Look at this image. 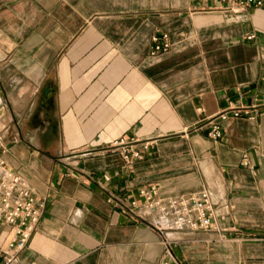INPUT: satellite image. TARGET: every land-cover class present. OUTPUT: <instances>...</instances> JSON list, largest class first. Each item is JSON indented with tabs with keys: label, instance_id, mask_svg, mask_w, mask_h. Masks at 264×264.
<instances>
[{
	"label": "crops",
	"instance_id": "1",
	"mask_svg": "<svg viewBox=\"0 0 264 264\" xmlns=\"http://www.w3.org/2000/svg\"><path fill=\"white\" fill-rule=\"evenodd\" d=\"M212 4L0 0V157L46 207L16 264H159L166 239L183 264H264V9ZM240 107L257 116H218ZM150 185L208 190L218 227L118 205ZM13 234L1 221L0 264Z\"/></svg>",
	"mask_w": 264,
	"mask_h": 264
},
{
	"label": "built area",
	"instance_id": "2",
	"mask_svg": "<svg viewBox=\"0 0 264 264\" xmlns=\"http://www.w3.org/2000/svg\"><path fill=\"white\" fill-rule=\"evenodd\" d=\"M197 2H213L205 11H236L240 8H263L264 0H193ZM250 39L253 36L249 37ZM151 55L166 53L171 49L169 33H162L153 37ZM257 113L251 111L249 107L231 108L221 112L218 116L226 119L229 116L236 118L250 117L255 119ZM195 127L194 129L201 128ZM224 135L219 123L214 122L209 131L212 139H220ZM113 147L119 148L120 153L127 164L134 163L143 158V154L134 147V143L123 140L115 142ZM140 194L144 197L142 202L137 199L121 201L118 205L128 212L143 218L145 211L152 213L170 212L178 217L176 226H182L187 222V217L194 214V221L188 220L191 226L196 229H216L217 218L224 209L223 206L213 201L212 194L208 190L200 193L186 194L183 196L165 197L160 193L156 185L143 186ZM46 211L45 202L40 201L29 184V182L16 171H12L5 161L0 157V222L6 223L14 232L10 242L9 250L3 264H16L20 259V254L26 249L35 232L40 220ZM165 251L159 264H183L176 256L171 243L164 240Z\"/></svg>",
	"mask_w": 264,
	"mask_h": 264
},
{
	"label": "water",
	"instance_id": "3",
	"mask_svg": "<svg viewBox=\"0 0 264 264\" xmlns=\"http://www.w3.org/2000/svg\"><path fill=\"white\" fill-rule=\"evenodd\" d=\"M50 91V88H46L45 89V91H44V93H45V98H47L48 99V95H49V92Z\"/></svg>",
	"mask_w": 264,
	"mask_h": 264
}]
</instances>
